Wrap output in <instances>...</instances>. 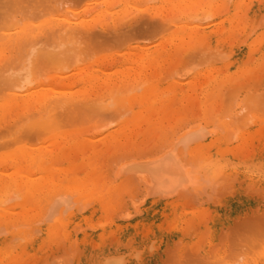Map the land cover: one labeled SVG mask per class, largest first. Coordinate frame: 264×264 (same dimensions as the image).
<instances>
[{
  "label": "rangeland",
  "instance_id": "1",
  "mask_svg": "<svg viewBox=\"0 0 264 264\" xmlns=\"http://www.w3.org/2000/svg\"><path fill=\"white\" fill-rule=\"evenodd\" d=\"M155 1L148 6L156 5L158 1ZM232 3L229 0L218 5L221 11L218 10L220 20L215 18L218 26L215 31L219 30L216 34L202 43L198 40L181 49L170 41L169 36L165 37L168 33L157 36L153 28L154 19L141 17L143 13L134 12L133 19L128 17L130 23L123 26V31H120L122 28L116 29L117 32L111 30L110 34L105 32L106 36L97 31L100 36L97 35L94 40H84L79 46L82 59H77L78 65L72 61L76 64L73 67L78 69V78L81 80L87 77L86 74L97 73V81L91 86L94 87L91 89L93 92L86 99L87 104L82 98L79 100L81 105L59 111L46 112L42 109L36 115L41 120L36 118V122H32L35 125H30L31 131L28 132L26 126L18 121L20 112L7 111L8 114L0 120V184L7 185L14 176L21 181L28 176L27 179L41 184L39 191L27 201L22 196L18 199L13 196L14 199L4 205L8 197L15 193L19 195V190L0 194V211L6 210L2 215L6 216L7 221H15V224L12 222L14 226L6 227L1 223L4 220L0 219V228L4 229L1 236L6 239L3 247H0V264H66L67 261L69 264H104L106 258L115 256L123 259L122 264L261 263L257 257L264 248L261 244L264 243V0H239L236 8H231ZM92 4L89 0H72L70 8L81 12ZM199 11V15L206 14L203 10ZM228 18L232 19L231 28L222 31L223 19ZM46 19L34 23H42ZM211 21L214 22L213 19L208 22ZM258 36H261V40L255 42ZM106 38L110 40L109 44ZM97 40L103 44L100 45ZM140 50L144 54L154 51L157 57L141 64L137 59ZM15 52L20 53L12 49L7 54L11 53V56ZM16 54L5 56L8 58L6 61L10 59L11 62ZM223 54L227 56L217 57ZM69 61L66 64L68 67L71 65ZM45 63V70L53 66ZM41 64L40 67H43ZM129 66L131 68L128 69ZM71 67L64 71L68 73L67 78H71L75 70ZM70 69L72 72L69 73ZM119 71L130 74L121 76ZM55 73L50 74L54 76ZM127 75L130 79H125ZM137 75L143 76L145 83H154L155 86L159 83L164 87L161 91L155 87L147 89L143 77L141 81H132L135 76L137 79ZM72 78L70 83L66 82L69 87L65 85V79L61 83L56 80L58 87L54 90L60 87L76 91L81 89L80 80ZM102 78L107 79L108 84L103 83ZM211 78L212 82L206 85ZM74 107L78 108L76 112ZM115 110L120 114L113 113ZM37 121L43 124L39 129L36 128L39 124ZM192 127L210 130L212 135L208 134L186 149L178 147L177 151L185 163L197 171L203 184L196 188L188 186L184 190L179 189L169 197H144L147 192L143 183L137 176L125 173L120 168L131 160L164 152L173 146L181 133ZM13 138L20 141L16 145L13 141L11 145ZM6 141L11 146H4ZM21 149L32 154L34 165L30 164L29 159L21 166L15 163L12 156ZM41 164L43 168L40 171ZM44 174L45 177L42 176ZM72 180H78V188L87 189L85 192L90 194L81 198L74 190L70 191ZM55 194L65 195L71 200L67 203L69 200L65 199L66 203L58 212L74 205L61 215L62 218L60 216L52 221L47 214L52 200L57 197ZM23 212L28 214V218L33 216V221L25 222ZM72 216L85 221L84 227L82 225L84 229L78 227L77 236L82 238H75L73 242L63 237L66 232L63 224L70 221ZM115 225L124 227V234H119ZM42 228L53 231L54 235L49 236L52 233H48L45 237ZM12 237L20 239L13 241ZM27 243L39 247L34 257H30L29 253L21 255L24 251L20 246ZM259 243L262 247L260 250ZM215 246L219 249L215 250Z\"/></svg>",
  "mask_w": 264,
  "mask_h": 264
},
{
  "label": "bare ground",
  "instance_id": "2",
  "mask_svg": "<svg viewBox=\"0 0 264 264\" xmlns=\"http://www.w3.org/2000/svg\"><path fill=\"white\" fill-rule=\"evenodd\" d=\"M75 1H77V2H87V0H75ZM89 1H92L93 4L90 5V6H88V8L86 10L81 11V12H75L73 9L70 8V4H71L72 0H0V11H1L0 12V99H2L1 100L2 103L0 104V120L2 118H4L6 114H8L7 111H10V112L11 111L12 112L19 111L20 112V118H19L18 121H19V123H22L24 125V127L26 126V129H27L26 131L28 132V130L31 131L30 125L31 126L32 125H35L32 122L33 121L36 122L37 119H40V118H37L36 115H38L39 112L42 109H43V111H46V112L49 111V110L50 111H55V110H58V109L60 110V109L66 108V107L69 108L71 106L81 105V103L79 104V102H80L79 100L82 99V98H84L85 101H86V99H88L89 96L91 95L90 92H93L91 89L94 88V87H91V86L93 85L92 83H95V81H97L96 80L97 73H95V74H93V73L92 74H86L87 77L84 76L85 78L84 79L82 78L81 80H80V78H78L79 74L76 73V72H78V69H75L73 67V65L75 63L76 64L77 63L79 64V62L77 61V59H79V61H81V59H82L80 57V55H81L80 53H81L82 50L79 48V46L82 45V43L84 42V40L85 41L86 40L89 41V39L90 40L91 39L94 40V39H96L98 37L97 35L100 36L101 33H105V32L106 33H109L111 30L114 31V32H117L116 29H118V28H122L121 30L120 29L119 30L120 31H123V29H124L123 26L124 25H127L128 23H130V18H128V17H131V19H133L132 14H135L136 12H138V13L140 12V14L143 13V16H141V17L146 16V18L154 19L153 22H155V24H154V27L153 28H155L156 31H154V32H157V36H159V35L162 36L163 34H165V33L167 34L168 33V35H166L165 37L168 38V36H169L170 41L175 42L174 43L175 46L177 48H180L181 49L183 47H189L192 43H194V42H196L198 40H200V42L202 43L205 40L210 39L211 36H213L214 34H216L215 32L217 30L215 31V29H217L218 26H216L217 20L215 21V18H217L218 20H220V17H219V14H218V10L221 11L220 10L221 8L218 9V5H220V3L223 4L226 1L228 2L229 0H156L158 2H157L156 5H153V6H151V5L148 6V5H149V3H151V2H153L155 0H89ZM238 1L239 0H232L233 3L231 5V8H236ZM226 5H227V3H226ZM32 6H34V8ZM90 7H92V8H90ZM31 8H33V9H31ZM199 10L200 11L203 10L202 12L205 11L206 14L208 12L209 13H208V15H206V14L205 15L204 14L202 15V13H201V15H199V13H198ZM167 11H168V13H166ZM225 12H227L226 9H225ZM220 13H222V12H220ZM42 18H48V20L46 19V21H44L42 23H38L39 21L37 23H34V21L39 20V19H42ZM208 18L211 19V20L213 19L214 22L211 21L212 23H209L208 22L209 21ZM259 18H261V17H259ZM124 19H125V22H124ZM149 20L150 19H148V21ZM223 21H224V24H223V27L221 28L222 31H223V29H226V28L230 29L231 28L230 27V24L232 22V19L231 18L230 19L229 18L228 19H223ZM153 22L152 23L150 22V23L153 24ZM219 24H221V23H218L217 25H219ZM207 25H208V27H207ZM142 27H144V26H142ZM234 27H236V26H234ZM234 27H232V28H234ZM204 29L207 32L206 31H203ZM97 31L100 32V34H98ZM106 33H105V35L104 34H102V35L106 36L107 35ZM258 35H260V34H258ZM99 38L101 40L102 39V36L99 37ZM146 38H147V36H146ZM119 39L121 40V38H119ZM257 39L261 40V36H258L255 39V42H256ZM100 40L99 41L97 40L99 42V44H100ZM108 42H110V40H108L107 43ZM255 42L253 41V43H255ZM89 43H91V42H89ZM92 44H94L93 41H92ZM102 44H100V45H102ZM84 46H88V45H84ZM175 46H174V49L176 48ZM204 47L206 48L207 46H204ZM12 49H16V51L17 52H20V53H17L16 54V52H15V54L17 56H14V58H11L12 59L11 62H10V59H9V61H6L8 58L7 57L5 58V56H7V55L10 56L11 53H9V54H7V53L10 50H12ZM162 49L163 48H161V50ZM88 52H89V50H88ZM194 53H196V52H194ZM15 54L13 53L12 55H15ZM145 54H144V52L142 53V51L140 50V52H139V54L137 56L138 57L137 59H139L138 62L139 61L142 62L141 64H143V62L146 63L145 62L146 60L147 61L148 60H153L155 57H157L155 55V52L154 51H151L150 53H145ZM224 54L223 55H220V56L218 55L217 57H220V58L226 57L227 55H224ZM12 55L10 57H12ZM71 55L73 57H71ZM134 55H137V53L134 54ZM159 57H160V55H158V58ZM191 57H192V55H191ZM68 59L69 60L71 59V61H69ZM64 60H66V61H64ZM68 61H69V63H71L72 67L75 69L73 71V74L71 75V78L70 77L67 78V75L66 74H68V73L64 72V71L68 70L71 67V65H69V67L66 65L68 63ZM72 61H76V62L74 63ZM129 61H130V59H129ZM133 61H136V59L133 60ZM16 62H18V63H16ZM43 62L44 63L47 62L48 63L47 65H50L51 64V66L52 65L53 66L50 67V68H48V70H45L46 67L44 66V63ZM41 63H43V64H41ZM40 64L43 67H40ZM59 66H63V67H59ZM129 68H131V67L129 66L128 69ZM72 69H70L69 73L72 72L71 71ZM98 70L99 69H97V72H98ZM142 70H143V68H142ZM123 71H125V70H123ZM131 71H132V69H131ZM49 72L50 73H55L56 72V73H55L54 76H51V74ZM101 72H103V71H101ZM130 72L129 73H127V72L126 73H123V72L119 71L118 73L121 76H123V75L125 76V74H130ZM208 74L210 75V73H208ZM2 75H6V76L2 77ZM72 76L75 77L74 78L75 81H76V78H78L80 80V82L82 83V85H81L82 88L81 89L79 88V90L77 89V91H76V89H70V88H68L69 86L66 84V82L70 83L69 81L71 79H73ZM116 76H118V74ZM127 76L125 77V79H130V77L129 76L127 77ZM142 77H141V75H137V79H136V76H135L132 81L133 82H135L137 80L138 81H141V78ZM206 77H207V75H206ZM183 78H185V77H183ZM208 78H210V77H208ZM64 79H65L64 83L68 87L64 86L66 88H63L62 87V89H60L61 88L60 87V88H58V89H60L59 91H58V89L55 91L54 89H56V86L58 87V83L57 84L55 83L56 80L57 81L59 80L58 82L61 83L62 80H64ZM143 79H144V77H143ZM79 80H77V81H79ZM102 80H104V82L103 81H101V82L108 84V80L107 79L105 80V79L102 78ZM177 82L179 83V81H177ZM211 82H212V78H211V80H208L206 82V85L210 84ZM144 83H145V79H144ZM109 84H110V82H109ZM145 84L148 85L147 89H152V88L155 87V89H160V91H161L162 88L164 87L162 84H159V83L157 84V86H155L154 83L149 84V83L146 82ZM236 85H238V84H236ZM156 87H158V88H156ZM228 89H230V88H228ZM119 91H121V90H119ZM123 100H124V98H123ZM90 101H93V100L90 99ZM111 102H113V101H111ZM188 102H190V101H188ZM84 104H87V101ZM129 104H131V103H129ZM110 105L111 104H109V106ZM262 107H264V106H262ZM75 108L76 107H74V109ZM71 109H73V107ZM77 109H75L74 112H76ZM97 109H98V107H97ZM124 109H126V108H124ZM67 110H69V109H67ZM80 110H81V107H80ZM86 110H88V108ZM33 111H36V112L34 113ZM85 111H83V113ZM116 111L117 110H115L113 113H116ZM90 112H91V109H90ZM98 112H99V110H98ZM123 112H125V111H123ZM44 114H47V113H44ZM55 114H57V113H55ZM60 114H62V112ZM60 114H59V116H60ZM109 114H111V113H109ZM118 114H120V113H118ZM62 115L64 117V114H62ZM46 116H49V115H46ZM121 116H122V113H121ZM121 116L119 115V117H121ZM68 117H69V115H68ZM93 117H95V116H93ZM102 117H104V116H102ZM72 118H73V116H72ZM52 119H53V117H52ZM233 119H234V117H233ZM40 120H38V121H40ZM93 120H94V118H93ZM48 121L50 122V120H48ZM56 121H57V119H56ZM236 121H239V119L236 120ZM38 123L39 124H37V127L36 128H38V127L40 128L43 125V124H40V122H38ZM95 123H96V121H95ZM104 123L106 124L105 121H104ZM10 124H12V122ZM23 125H22V127H23ZM52 125H53V123H52ZM47 126H50V125H47ZM60 127H61V125H60ZM20 128H18V129H20ZM44 128H46V127H44ZM40 130H42V129H40ZM22 131L25 132L24 130H22ZM35 131H37V129ZM18 132H19V130H18ZM20 133H22V132H20ZM32 133H33V131H32ZM6 134L7 133H5V135ZM15 134H17V133H15ZM25 134H26V132H25ZM40 134H42V132ZM208 134H211V131L210 130L207 131V130H205L203 128L192 127L188 131L181 133L179 135V137L177 138V140L175 141V143H173V146L167 148V150H165L164 152L159 153V154H156V155L151 156V157H146V158H142V159H138V160L137 159L131 160V161L125 163L122 166V168H120V169H121V171L123 170L125 173H131V174L137 176V178L143 183V187H145V191L147 192L146 194H144V197H157V196L158 197L159 196L169 197V196H172L179 189H181V190L183 189L184 190L188 186H193V187L196 188L202 182L200 180V176L197 173V171L194 170V168L189 167L185 163V161L180 156V153H178L177 149H178V147H183V148L186 149L188 147V145H190V144H192L194 142H197L199 140H202L203 138H206ZM36 135L39 136V138H40V135L38 133H36ZM26 137H29V136H26ZM35 137H33V138H35ZM13 139L14 140H12V142H10V143H12L11 145H13V141L15 143L14 145L17 144V141H20V140H18L16 138H13ZM40 140H38V141H40ZM7 141H9V140H7ZM7 141L5 143L6 145H4V146H11L10 143L7 142ZM218 142H219V140H218ZM209 143H210V141H209ZM12 147H14V146H12ZM50 155H52V154H50ZM12 157L14 158V161H15L16 164H18V166L23 165L25 162L28 163L27 159H29L30 164H33L34 165V163H35V160L32 157V154L29 151H27V150H22V149L21 150H18L16 152V154L13 155ZM42 166H43L42 164L39 165L40 171L43 168ZM119 167H121V166H119ZM42 176L45 177V174L42 175ZM14 177L10 179V182L7 185L5 184L3 186L2 183L0 184V186L3 187V188H1L0 194L3 193V195L5 193L11 191V190H14V191L15 190H19V191H17L19 193V195H17V193L14 192L15 195H11V197H10L11 199L8 197V199L5 202H3V203H5L4 205H6V203L8 201L13 200L14 198L15 199L16 198L18 199L21 196L24 199V201H27L28 198L33 195V193L39 191V186L41 184L40 182H38V181L37 182L31 181V180L27 179L28 176H26V180H24V181H21L18 177H15V178ZM30 178H33V177H30ZM46 178L48 179L49 176L46 175ZM21 179H23V177ZM48 181H50V180H48ZM48 181H47V183H48ZM0 182H1V179H0ZM45 183H46V181H45ZM78 183H79L78 180H72L71 183H70V186H69V190L70 191L71 190H74L73 192H76L75 194H78L81 198H84L85 196L89 195L90 192H89V194H87L85 192V190H87V189L84 190V189H79L78 188V185H77ZM201 184H203V183H201ZM201 189H202V186H201ZM98 195H100V193H98ZM13 196H14V198H13ZM64 196H57V197H55L52 200L53 202L48 207L49 210H48L47 217L49 215L50 216L49 219H51L52 221H53V219L55 220L57 218H60V216L62 214L64 215L65 212H67V210H69V208L74 205L73 203H72L73 204L72 206H70V204H66V205H68L70 207H67V208L64 207L65 209H63L62 211H59L58 212V209L61 210L63 208L62 205H64L66 203L65 202V199H66V201L69 200L67 203L71 202L70 199H67V197H64ZM139 202H143V200L142 201L140 200ZM60 206H61V208H60ZM102 208H103V206H102ZM4 211H6V210H4ZM4 211L3 212L0 211V219L2 218L4 220V222H1V223H3L6 227H9L10 225H12V222L14 223L15 221L14 220L13 221H7L5 219L6 216L5 215H2V213H5ZM11 212L12 211H10L9 213H11ZM22 214L24 215V221L25 222H29V221L31 222V221H33V216L30 217V218H28L29 217V216H27L28 214L25 215L24 212ZM124 217H126V216H124ZM8 218H10V217H8ZM61 218H62V216H61ZM84 222L85 221H83V218L77 219L74 216L70 217V221L64 222V224H63L64 229H66V232L63 235V237L66 240L72 241V242H73V240L75 238L81 239L82 236H77V235H79L78 234V227L80 228V226L82 227V225L84 227V224H83ZM12 226H14V225H12ZM18 227H20V226L18 225ZM115 227L117 228L119 234H124V230H125L124 227H118V225L117 226L115 225ZM127 229H128V227H127ZM3 230H4L3 228H0V247H3L2 245L6 241V239L3 236H1L2 233H3ZM42 230H43V232L45 234V237H47L48 233L51 234L53 232L51 230H48L47 228H42ZM255 230L257 231V228ZM33 232H34V230H33ZM33 232H32L31 235L34 234ZM37 232H39V231H37ZM52 235H54V234L52 233L49 236H52ZM31 237L32 236H30V238ZM14 239L12 237V240L13 241H14ZM19 239H15V240H18L19 241ZM28 239H26V240H28ZM29 241H31V240L29 239ZM252 243H253V241H252ZM261 244L264 245V243H261ZM261 244H260V247H259L258 250H260L262 248L261 247ZM29 245L30 244L27 243V244H24L23 246H20L21 247V250H23L25 252V253L22 252V254H21L22 256L25 255L26 253H29L30 254V257H32L36 252L39 251V247L36 244L33 245L34 247L33 246H29ZM173 245H174V243H173ZM196 245H198V244H196ZM174 246H176V245H174ZM255 246L258 247L257 245H255ZM215 247H217V246H215ZM70 249H73V248H70ZM217 249H219V248L217 247L215 250H217ZM261 250L262 251L259 254V256L257 257V260H259L261 262L259 264H264V248H262ZM73 253L74 252H72L71 254H73ZM64 254H65V252H64ZM192 257H194V256H192ZM2 259H3V257H2ZM12 259H10V260H12ZM67 259L70 260V258H67ZM180 261H182V260L180 259ZM67 263L69 264L68 261H67ZM122 263H123V259L121 257H117V256H115V257H108V258H106V260L104 262V264H122ZM235 263H231V264H235ZM253 263H255V261ZM52 264H54V263H52ZM236 264H238V263H236ZM257 264H258V262H257Z\"/></svg>",
  "mask_w": 264,
  "mask_h": 264
}]
</instances>
